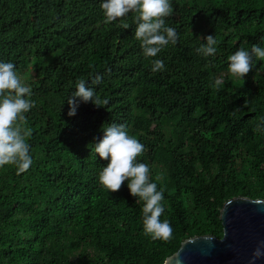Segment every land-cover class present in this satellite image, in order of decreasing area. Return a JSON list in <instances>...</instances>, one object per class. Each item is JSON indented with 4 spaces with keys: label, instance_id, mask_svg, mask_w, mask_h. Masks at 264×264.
Segmentation results:
<instances>
[{
    "label": "trees",
    "instance_id": "trees-1",
    "mask_svg": "<svg viewBox=\"0 0 264 264\" xmlns=\"http://www.w3.org/2000/svg\"><path fill=\"white\" fill-rule=\"evenodd\" d=\"M101 3L0 0V61L25 75L35 101L24 114L33 164L0 168V264H165L188 237L223 236L228 199L264 197V61L242 80L228 60L264 47V0H172L166 24L179 39L156 57L135 37L138 13L106 23ZM208 35L217 44L206 57L196 49ZM154 59L165 70L152 72ZM81 79L109 104L80 103L69 117ZM110 123L145 146L137 161L163 189L171 240L145 235L129 181L117 192L100 185L108 161L94 144Z\"/></svg>",
    "mask_w": 264,
    "mask_h": 264
},
{
    "label": "clouds",
    "instance_id": "clouds-1",
    "mask_svg": "<svg viewBox=\"0 0 264 264\" xmlns=\"http://www.w3.org/2000/svg\"><path fill=\"white\" fill-rule=\"evenodd\" d=\"M100 6L106 23L125 17L130 12L138 13L135 37L141 42L145 57H156L169 43L178 42L176 30L166 24V18L174 13L172 0H102ZM202 39L205 43L196 49L197 53L206 57L214 55L217 44L215 36L208 35ZM228 60L230 73L243 80L255 68L257 61H264V47L259 44H253L250 50L241 47ZM151 64L152 72L165 70L161 59H154ZM102 80L103 77L97 74L91 80V85H99ZM223 82L222 78H217L214 83L218 87ZM32 94L30 86L22 83L15 65L0 61V168L15 165L17 171L23 173L33 164L30 144L27 142L32 130L24 126V114L35 107V101L30 99ZM89 102L97 108L109 104L107 98L102 99L94 87L81 79L76 83V90L67 98L68 116L76 115L80 103ZM257 130L264 134V128L259 124ZM102 131L103 137L94 144L95 153L108 161L99 173L100 185L110 192H117L125 181H129L127 187L130 195L144 201L142 213L145 235L153 241L171 240L173 228L169 221L160 219L165 211L162 204L163 189L157 190V184L150 181L147 164L137 161V157L146 151L145 146L129 135L125 124L110 123L106 127L102 125ZM161 179L162 176L158 174L156 180ZM252 203L260 205L264 201L254 200ZM262 257L264 240L258 241L249 264H255Z\"/></svg>",
    "mask_w": 264,
    "mask_h": 264
},
{
    "label": "water",
    "instance_id": "water-1",
    "mask_svg": "<svg viewBox=\"0 0 264 264\" xmlns=\"http://www.w3.org/2000/svg\"><path fill=\"white\" fill-rule=\"evenodd\" d=\"M264 197L236 195L220 212L223 236L213 233L186 238L179 249L167 257V264H249L258 241L264 240ZM255 264H264V257Z\"/></svg>",
    "mask_w": 264,
    "mask_h": 264
},
{
    "label": "rangeland",
    "instance_id": "rangeland-1",
    "mask_svg": "<svg viewBox=\"0 0 264 264\" xmlns=\"http://www.w3.org/2000/svg\"><path fill=\"white\" fill-rule=\"evenodd\" d=\"M19 76H20V78H21V81H22V83H26V81H25V75H23V74H18Z\"/></svg>",
    "mask_w": 264,
    "mask_h": 264
}]
</instances>
